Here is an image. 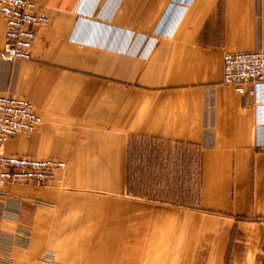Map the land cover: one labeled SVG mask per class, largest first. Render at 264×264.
<instances>
[{"label":"crops","instance_id":"1","mask_svg":"<svg viewBox=\"0 0 264 264\" xmlns=\"http://www.w3.org/2000/svg\"><path fill=\"white\" fill-rule=\"evenodd\" d=\"M32 1L49 23L30 60L0 58V93L32 102L42 123L5 153L67 169L4 188L0 264H49L46 251L68 264L75 253L85 264L264 260V82L254 94L223 83L226 53L264 49V0ZM5 30L0 16V50ZM150 140L197 151V207L144 201Z\"/></svg>","mask_w":264,"mask_h":264},{"label":"built area","instance_id":"2","mask_svg":"<svg viewBox=\"0 0 264 264\" xmlns=\"http://www.w3.org/2000/svg\"><path fill=\"white\" fill-rule=\"evenodd\" d=\"M0 16L6 23L0 58L11 65L30 60L37 29L49 23L48 16L32 0H0ZM263 82L264 49L228 52L224 55V84L242 90L243 86L250 85L249 92L254 94ZM41 123L42 118L32 102L13 91L0 93V197L3 196L4 188L9 185L47 186L66 171L67 163L64 160L37 159L5 153L8 140L18 135L29 138ZM23 233L18 239L25 246L31 231L28 229ZM42 259L49 264H61L51 251L44 252ZM253 264H264V260Z\"/></svg>","mask_w":264,"mask_h":264},{"label":"rangeland","instance_id":"3","mask_svg":"<svg viewBox=\"0 0 264 264\" xmlns=\"http://www.w3.org/2000/svg\"><path fill=\"white\" fill-rule=\"evenodd\" d=\"M144 158V201L156 205L165 202L190 208L199 205L201 172L197 151L193 147L164 141H145ZM30 231L31 235L25 247H30L34 238L33 230ZM61 248L63 252L59 255L63 260H70L72 253L67 252L63 246ZM52 253L57 260L56 253ZM73 259L79 264L88 261L86 253H75Z\"/></svg>","mask_w":264,"mask_h":264},{"label":"trees","instance_id":"4","mask_svg":"<svg viewBox=\"0 0 264 264\" xmlns=\"http://www.w3.org/2000/svg\"><path fill=\"white\" fill-rule=\"evenodd\" d=\"M165 142V141H164Z\"/></svg>","mask_w":264,"mask_h":264}]
</instances>
